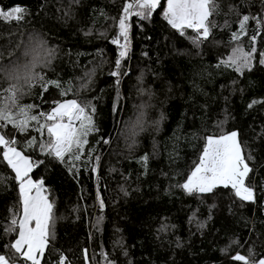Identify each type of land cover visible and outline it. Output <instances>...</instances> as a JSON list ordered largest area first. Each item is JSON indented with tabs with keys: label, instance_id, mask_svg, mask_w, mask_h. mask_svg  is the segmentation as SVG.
Instances as JSON below:
<instances>
[{
	"label": "trees",
	"instance_id": "trees-1",
	"mask_svg": "<svg viewBox=\"0 0 264 264\" xmlns=\"http://www.w3.org/2000/svg\"><path fill=\"white\" fill-rule=\"evenodd\" d=\"M124 2L0 0L2 9L20 5L28 12L20 23L0 21V69L9 64V52L18 55L17 45L27 42L29 34L38 33L56 50L51 66L38 71L46 80L59 81L62 89H68L61 96V89L50 85L41 95L37 85L20 103L37 105L35 112L49 111L54 107L52 101L71 99L91 101L96 108L93 118L99 131L88 136L84 154L75 166L42 155L36 145L26 146V139L39 140V133L29 129L24 135L15 134V146L22 154L43 161L29 175L34 181H43L45 195L54 202L55 235L41 264H58L61 253L66 264H86L85 255L88 264H105V257L116 264H238L230 256L237 251L247 255L248 245L254 241L259 258L264 255V235L257 238L264 233L260 203L264 201V134H258L264 133V103L251 109L247 104L253 99L264 101V68L257 63L251 73L240 77L230 69L214 66L231 50L229 40L237 30V14L264 19V0H216L219 9L210 19L218 26L202 44L201 55H195L197 50L189 41L170 28L162 7L158 6L149 20L131 17L130 49L120 69L126 74L119 77L117 95V78L109 75L117 49L110 40L116 34L113 18H118ZM65 11H70L71 18L65 17ZM226 20L228 26L222 27ZM256 28L250 19L248 35ZM89 30L91 34L85 35ZM186 31L192 34L190 29ZM102 32L106 36H101ZM260 33L257 48L264 50V25ZM242 39L247 49L250 42L247 37ZM88 73H92L90 80ZM141 75L142 85L138 79ZM82 84L87 87H80ZM6 86L0 71V90ZM140 87L151 88V99L138 93ZM141 104L150 105L144 108V130L136 137L137 145L129 150L125 136ZM161 113L164 119L156 128L153 123ZM226 115L223 131H238V140L247 142L244 154L250 151L254 157L248 163L254 169L249 182L255 187L256 204L240 207L226 195H209L201 202L173 186L186 179L193 163L198 162L203 147L200 137L219 134L221 129L215 124ZM3 131L10 134L8 129ZM90 149L91 156L87 154ZM145 154L149 157L146 168L140 160ZM92 167H96L95 173ZM12 176L0 157V178L9 177L0 183V254L16 235L5 234L9 209H18V187ZM97 193L104 203L102 211ZM213 203L217 206L211 209L212 219L207 220L203 231H197L189 224V215L196 210L198 219L205 220ZM100 216L103 219L97 223ZM161 224L169 225L168 229L158 232ZM230 239L243 246L234 244L222 252Z\"/></svg>",
	"mask_w": 264,
	"mask_h": 264
},
{
	"label": "snow or ice",
	"instance_id": "snow-or-ice-1",
	"mask_svg": "<svg viewBox=\"0 0 264 264\" xmlns=\"http://www.w3.org/2000/svg\"><path fill=\"white\" fill-rule=\"evenodd\" d=\"M158 6L162 7L163 19L170 28L175 30L180 37L188 40L193 49L197 50L195 55H201L202 44L209 40L212 29L218 26L210 19L217 14L219 9L216 0H167L166 6L161 4V0H125L118 18H113L116 34L110 40V43L114 44L117 49L114 70L109 73L110 76L117 78L115 81L117 95H119V77L126 74L121 73L120 69L122 67L121 60L129 53L130 25L128 21L133 16L140 20H149ZM232 10L230 7L229 12ZM27 14V10L20 5H14L8 9L0 8V21L20 23ZM64 15L71 18L70 11H65ZM237 15L239 16L237 30L231 33L229 40L231 50L226 57L219 59L214 67L230 69L237 76L243 77L245 72L251 73L257 67V63L260 68H264V50L257 48V36L261 34L260 26L264 25V19L239 13ZM250 19L255 21L257 28L254 34L249 36L247 25ZM227 26L228 21L226 20L222 27ZM189 29L191 35L186 31ZM84 34L90 35L91 30ZM100 35L106 36V32H102ZM243 37H247L250 42L247 49L243 46ZM17 50L18 55L15 52H9V64L0 69L7 82V86L0 90V150H2L0 157L11 173H14V176L10 178L15 181L18 187V209H9V222L5 227L6 235L13 232L16 235L9 243L5 244V252L0 254V264H41V257L44 256L45 249L55 235L54 202H50L44 194L46 189L43 186V181H34L29 175L36 164L43 163V161H33L29 156L22 154V151L15 146L17 144L15 134L24 135L29 129L39 133L40 139L37 140L36 137L26 139V146L36 145L42 155L52 157L60 163L75 166L84 154L88 136L98 132L99 129L94 122L96 108L91 101L83 103L76 99L63 102L52 101L54 107L47 112H35L34 109L37 105L20 103L21 98L37 85L41 88V95L50 85L60 88L61 96H64L68 89H62L59 81L46 80L43 72L38 71V69L50 67L56 55V50L50 48L40 34H29L27 42L18 44ZM12 57L15 58L12 59ZM86 75L90 80L92 73ZM138 79L142 85L143 75ZM249 83L251 84V81ZM80 87L85 88L87 84H82ZM138 93L147 94L149 99L154 95L151 88L143 87L138 88ZM257 103H264V101L253 99L247 104V108L251 109ZM147 106L150 105L141 104L138 106L140 111L136 120L127 129L125 139L128 141L129 150L137 145L136 137L139 132L144 130V108ZM227 118L226 115L225 120L216 122L215 127L221 129L219 134H206L200 137L203 147L199 153L198 162L193 163L186 179L178 181L173 186L181 189L188 196H195L201 202L209 195H226L232 198V204L239 202L240 207L246 203L256 204L255 187L249 182L252 179L250 173L254 169L248 163V161H254V157L250 151L247 155L244 154L247 142L238 140V131H223V125ZM163 119L164 115L161 113L153 126L158 128ZM5 129H8L10 134H6L3 131ZM45 134L47 139H44ZM261 134L264 133L258 135ZM103 143L107 144L109 141L103 140ZM92 151L90 149L87 154L91 156ZM148 158L147 154L140 157L145 168ZM96 160L99 161V156L96 157ZM87 170L85 167V171ZM96 170V167L91 169L92 173H95ZM8 178H0V183ZM218 189L228 191L226 193L218 192ZM261 190L264 191V182L261 183ZM121 191L125 196L128 195L123 188ZM96 199L102 211L104 203L100 199L99 193H97ZM260 203L264 208V201ZM216 206L215 203L209 205V215L205 220L198 219L196 210H194L188 217L189 224L194 225L197 231H203L206 228L207 220L212 219L211 209ZM231 210L230 207L229 211L231 212ZM102 219V216L97 217V223ZM168 227L167 224H161L157 231H166ZM261 235L264 233L258 234L257 238L259 239ZM234 244L243 246L238 240L230 239L221 251L227 252ZM245 244H247V240ZM261 245L264 246V240H261ZM180 246V242L177 240V247ZM124 255L127 253L124 252ZM230 259L238 264H264V255L257 257L255 241L248 245L247 255L237 251L230 256ZM85 261L87 264L86 255ZM58 264H66V257L62 253L59 255ZM105 264H116V261L105 257Z\"/></svg>",
	"mask_w": 264,
	"mask_h": 264
},
{
	"label": "rangeland",
	"instance_id": "rangeland-1",
	"mask_svg": "<svg viewBox=\"0 0 264 264\" xmlns=\"http://www.w3.org/2000/svg\"><path fill=\"white\" fill-rule=\"evenodd\" d=\"M166 3H167V0H166ZM165 6H166V4H165ZM130 20H131V18H130L129 21H128V22H129V25H130ZM129 31H130V29H129ZM129 49H130V43H129ZM30 173H31V172H30ZM30 173H29V174H30ZM44 194H45V193H44ZM87 264H88V263H87Z\"/></svg>",
	"mask_w": 264,
	"mask_h": 264
}]
</instances>
